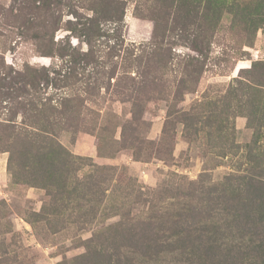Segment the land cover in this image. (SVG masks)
<instances>
[{"label": "rangeland", "instance_id": "374dc122", "mask_svg": "<svg viewBox=\"0 0 264 264\" xmlns=\"http://www.w3.org/2000/svg\"><path fill=\"white\" fill-rule=\"evenodd\" d=\"M262 7L0 0V264H126L153 236L178 259L187 235L218 240L219 206L188 192L264 154V85L251 114L238 90L264 70Z\"/></svg>", "mask_w": 264, "mask_h": 264}, {"label": "trees", "instance_id": "16d2710c", "mask_svg": "<svg viewBox=\"0 0 264 264\" xmlns=\"http://www.w3.org/2000/svg\"><path fill=\"white\" fill-rule=\"evenodd\" d=\"M260 15L264 19V7H262ZM255 26L258 25L255 24ZM258 64L264 66V63L259 62ZM254 70L256 72L250 75L252 80H248L249 85L238 82V90H245V93L248 94L243 106L250 114L258 110L257 106L260 100L257 97L260 87L264 85V79L256 76L261 69ZM249 155L248 159L251 165L247 172L229 174L218 184L208 186L200 184L192 187L188 192L189 199H192L197 192L196 202L192 201L194 208L197 207V203L204 201L206 206H219L222 228L217 227H220V231L222 229L224 232L218 240L210 237L204 239L200 235L195 237L187 235L189 240L182 238L183 248L181 247V252L176 253V256L186 253V257L179 256L178 259L164 260V256H162L164 253L174 251L166 248L177 247L174 246L177 239L149 235L151 239L146 242H151L154 247H157V250L155 252L146 250L140 253L139 261H134L127 255L124 262L126 264H251L253 262L259 264L257 262L264 261V154L262 152V154ZM208 209L212 210L211 207ZM156 227L154 226L153 229ZM201 248L205 251L203 255L197 253V250ZM193 251L196 252L193 253Z\"/></svg>", "mask_w": 264, "mask_h": 264}, {"label": "crops", "instance_id": "0c3cea01", "mask_svg": "<svg viewBox=\"0 0 264 264\" xmlns=\"http://www.w3.org/2000/svg\"><path fill=\"white\" fill-rule=\"evenodd\" d=\"M146 27H148L147 24H146Z\"/></svg>", "mask_w": 264, "mask_h": 264}]
</instances>
